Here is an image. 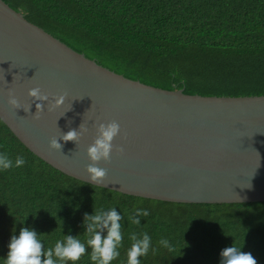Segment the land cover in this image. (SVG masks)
<instances>
[{
	"label": "trees",
	"instance_id": "trees-1",
	"mask_svg": "<svg viewBox=\"0 0 264 264\" xmlns=\"http://www.w3.org/2000/svg\"><path fill=\"white\" fill-rule=\"evenodd\" d=\"M3 1L125 77L188 94H264V0ZM0 153L26 160L0 170V264L22 227L35 230L45 250L64 235L85 242V214L113 207L124 218L120 255L111 264H126L133 233L151 237L141 264H220L221 251L233 245L264 264V201L173 202L94 185L32 153L1 119ZM137 208L150 213L139 225L128 220ZM90 253L76 264H94Z\"/></svg>",
	"mask_w": 264,
	"mask_h": 264
},
{
	"label": "water",
	"instance_id": "water-1",
	"mask_svg": "<svg viewBox=\"0 0 264 264\" xmlns=\"http://www.w3.org/2000/svg\"><path fill=\"white\" fill-rule=\"evenodd\" d=\"M48 95L34 116L28 90ZM9 92L19 101L8 103ZM65 95L64 103L52 106ZM30 108L25 112L24 109ZM0 119L32 153L94 184L86 165L96 125L116 121L101 184L173 202L264 201V94L200 95L164 89L117 73L28 21L0 0ZM83 124L79 139L49 142ZM122 146L124 151H117ZM250 185V187H249Z\"/></svg>",
	"mask_w": 264,
	"mask_h": 264
},
{
	"label": "clouds",
	"instance_id": "clouds-1",
	"mask_svg": "<svg viewBox=\"0 0 264 264\" xmlns=\"http://www.w3.org/2000/svg\"><path fill=\"white\" fill-rule=\"evenodd\" d=\"M28 95L36 103V112L34 116L39 118L38 113L44 108V101H48L47 94L42 93L39 87H33L28 90ZM65 95H59L54 98L52 106H60L64 103ZM8 103L14 108L19 109L21 105L17 98L9 92ZM25 112L30 108L24 109ZM87 128L81 123L79 129H70L62 133L59 139L52 138L49 146L52 149L61 150L63 140L76 142L81 135L87 132ZM97 135L92 144L87 148V155L91 163L86 165V171L94 184H101L106 177L107 170L99 167L101 160L108 161L111 158L113 150L112 141L120 132V125L116 121H110L107 124L99 123L96 125ZM117 151L123 152L122 146H117ZM26 160L22 155H18L13 161L6 153H0V170H7L12 167H22ZM250 187V185H249ZM150 213L147 209L137 208L135 215H128V220L132 224L139 225V217H147ZM124 217L117 212L116 207L107 211L94 209V214H85L84 224L86 225L87 236L85 242H82L77 236L64 235L62 239L55 242L54 247L47 250L44 244L38 238L35 230L29 227H22L19 235H13L10 239L4 264H76L81 256L86 254L87 249L91 248L90 259L94 264H111L120 255L119 248L122 246L123 234L120 221ZM106 230V235L103 233ZM131 246L127 250L126 264H141L140 257L146 256L151 248V237L147 233L138 236L133 233L130 235ZM164 247H170L167 239H161L158 242ZM220 264H257L256 259L250 252H243L237 247H225L221 253Z\"/></svg>",
	"mask_w": 264,
	"mask_h": 264
}]
</instances>
